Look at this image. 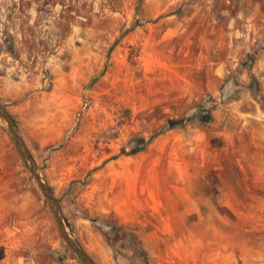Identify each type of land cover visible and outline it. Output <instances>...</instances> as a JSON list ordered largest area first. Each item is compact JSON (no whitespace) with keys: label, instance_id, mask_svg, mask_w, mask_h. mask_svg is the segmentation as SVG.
Segmentation results:
<instances>
[{"label":"rangeland","instance_id":"obj_1","mask_svg":"<svg viewBox=\"0 0 264 264\" xmlns=\"http://www.w3.org/2000/svg\"><path fill=\"white\" fill-rule=\"evenodd\" d=\"M0 106L96 264H264V0H0ZM80 260L0 118V264Z\"/></svg>","mask_w":264,"mask_h":264},{"label":"water","instance_id":"obj_2","mask_svg":"<svg viewBox=\"0 0 264 264\" xmlns=\"http://www.w3.org/2000/svg\"><path fill=\"white\" fill-rule=\"evenodd\" d=\"M0 118L3 119V121L7 124L14 138L15 144L21 153L22 158L24 159L30 172L35 178L43 195L49 202L54 212L56 222L59 228V232L62 238L66 241V243L72 249V251H74L77 254V256L83 261L84 264H96L94 260L81 247L77 239L68 231L65 225V221H64V217L62 214V209H61L59 200L57 199V197H55L49 185L44 181L40 173V168L36 160L34 159L32 153L30 152L29 148L27 147L14 118L8 112V110L3 106H0Z\"/></svg>","mask_w":264,"mask_h":264},{"label":"trees","instance_id":"obj_3","mask_svg":"<svg viewBox=\"0 0 264 264\" xmlns=\"http://www.w3.org/2000/svg\"><path fill=\"white\" fill-rule=\"evenodd\" d=\"M208 119H209V115H206L204 117V120L207 121ZM168 123H169L170 128H173L175 126L182 125L184 123V119H178V120H172V119H170V120H168ZM137 142H138L139 145L133 147L127 153L128 155H133V154H136V153L142 151L146 147V145L150 142V139L145 140L144 138H139V139H137Z\"/></svg>","mask_w":264,"mask_h":264}]
</instances>
